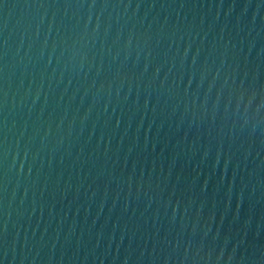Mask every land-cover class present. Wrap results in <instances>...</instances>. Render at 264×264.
<instances>
[{
    "label": "water",
    "instance_id": "95a60500",
    "mask_svg": "<svg viewBox=\"0 0 264 264\" xmlns=\"http://www.w3.org/2000/svg\"><path fill=\"white\" fill-rule=\"evenodd\" d=\"M0 264H264V0H0Z\"/></svg>",
    "mask_w": 264,
    "mask_h": 264
}]
</instances>
